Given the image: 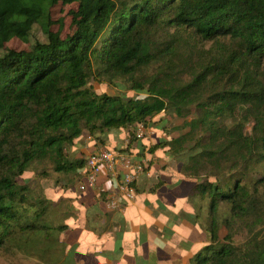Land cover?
I'll return each mask as SVG.
<instances>
[{
    "label": "trees",
    "instance_id": "16d2710c",
    "mask_svg": "<svg viewBox=\"0 0 264 264\" xmlns=\"http://www.w3.org/2000/svg\"><path fill=\"white\" fill-rule=\"evenodd\" d=\"M59 2L78 5L66 36L53 30ZM36 26L45 40H32ZM15 37L31 48L7 49ZM2 50L0 248L65 264L68 212L19 178L37 162L76 178L94 152L73 150L86 132L128 129L132 144L172 111L184 132L148 150L165 148L196 180L208 241L188 264H264V0H0ZM95 78L135 95L99 93Z\"/></svg>",
    "mask_w": 264,
    "mask_h": 264
},
{
    "label": "crops",
    "instance_id": "0c3cea01",
    "mask_svg": "<svg viewBox=\"0 0 264 264\" xmlns=\"http://www.w3.org/2000/svg\"><path fill=\"white\" fill-rule=\"evenodd\" d=\"M160 122L145 128L144 137L132 144L128 129L107 132L103 141L89 135V148L123 150L131 144L126 152L144 158L149 146L171 137L161 136L157 127L164 122ZM147 156L151 168L137 182L132 201L106 172L100 174L96 188L86 189L80 188L84 174H78L69 191L73 201L64 200L69 224L64 235L69 255L65 264H181L206 243L202 235L206 232L195 225L197 208L190 198L196 180L184 174L182 163L165 148ZM113 196L118 208L108 206Z\"/></svg>",
    "mask_w": 264,
    "mask_h": 264
},
{
    "label": "rangeland",
    "instance_id": "374dc122",
    "mask_svg": "<svg viewBox=\"0 0 264 264\" xmlns=\"http://www.w3.org/2000/svg\"><path fill=\"white\" fill-rule=\"evenodd\" d=\"M78 7L77 3H64L59 2L56 6L52 9V16L53 19L56 21L53 30L58 31L61 30V33L63 36H66L67 34L71 33L73 31L72 26V11L76 10ZM45 35L40 30L39 26H36L33 31V38L34 39H40L45 40ZM32 42H28L25 40H22L18 37L13 38L6 44V48L10 49H17V50H29L31 48ZM4 51H0V54H2ZM149 73L152 72V69L149 67L147 69ZM90 84L99 92L101 93L102 90H105L108 94L111 95H117V94H123V95H129L133 96L135 95V91L130 88L131 83L126 82L123 79L116 80L113 82H108L106 80L102 79H92ZM117 84V85H116ZM155 120H158V124L161 122L159 120H166V126L163 127V125H160L157 127L159 129V132L163 135L161 136H177L184 132V130L181 129L182 124L184 123L185 119L182 117L177 116L174 112L169 111L168 113L162 112L161 114L157 115ZM160 122V123H159ZM157 123V122H156ZM152 124H149L148 127H152ZM155 125V124H154ZM248 131L251 129V124L248 125ZM89 134L86 132L83 137L77 139L75 141V145L73 146V150L77 152V157H82L83 155H87V153L92 152L89 148ZM136 139L134 140V142ZM143 141H141L142 143ZM151 154V153H150ZM151 159H149L150 161ZM149 165V162H147ZM151 167L147 169L150 170ZM147 172L145 174H147ZM225 177V176H223ZM27 180L28 186L31 189V193H35L36 195H39L41 197H47L52 201H57L56 206L60 203V209L59 211L63 212L66 209V204L64 203V200L66 198L71 199V195L69 191L71 192L70 187L71 185L76 184V178L75 175L70 173H59L54 170V167L52 163L46 162H37L35 163L30 170L26 173L24 177L19 178V182L24 183V181ZM67 184L66 186L64 185ZM73 201V199H71ZM59 212V213H61ZM206 214L205 211L203 213V222H206ZM187 224V223H186ZM226 233L225 229H222L221 234L224 235ZM204 240L208 241V235L207 233H202ZM246 236V232H243L241 234H238L235 238L236 243H240L244 240V237ZM201 240V239H200ZM204 241V242H205ZM203 242V243H204ZM186 255V258L183 260L181 264H188L189 258ZM0 264H46L42 260L38 259L37 257L24 253L23 251H19L18 249H14L13 247H6V248H0Z\"/></svg>",
    "mask_w": 264,
    "mask_h": 264
},
{
    "label": "built area",
    "instance_id": "2783aa9c",
    "mask_svg": "<svg viewBox=\"0 0 264 264\" xmlns=\"http://www.w3.org/2000/svg\"><path fill=\"white\" fill-rule=\"evenodd\" d=\"M144 135L145 127L139 126L137 128V137L140 139ZM147 155L150 156L149 150L144 158H140L126 151L107 147L100 148L88 156L84 172H82L86 181L82 182L80 188L86 189L87 186L96 188L100 174L106 172L110 178L117 180L119 192L132 201L137 194V182L149 168L147 162H149L150 158ZM108 206L110 208H118L120 203L113 196L108 199Z\"/></svg>",
    "mask_w": 264,
    "mask_h": 264
}]
</instances>
